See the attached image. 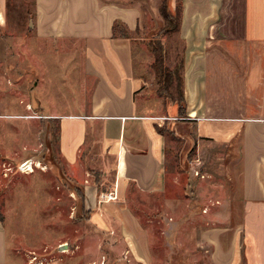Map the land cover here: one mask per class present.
<instances>
[{"label": "crops", "instance_id": "obj_1", "mask_svg": "<svg viewBox=\"0 0 264 264\" xmlns=\"http://www.w3.org/2000/svg\"><path fill=\"white\" fill-rule=\"evenodd\" d=\"M159 2L35 0L37 39L81 42L85 77L81 92L70 95L69 109L44 111V98L39 100L43 115L58 121V151L68 171L86 181L94 227L119 232L141 264L149 262L148 247L128 214V194L131 188L149 198L165 193L166 139L175 137L177 120L191 127L186 136L196 152L193 173L221 164V154L222 163L238 168L228 165L234 175L219 178L204 172L202 181L192 177L185 184L186 211L193 199L201 201L196 214L205 225L197 243L207 251L205 264H264V0H180L181 114L176 102L159 96L150 48H140L156 36L145 31ZM59 103L53 98L50 104ZM158 103L164 112H152ZM0 264H7L3 219Z\"/></svg>", "mask_w": 264, "mask_h": 264}, {"label": "rangeland", "instance_id": "obj_2", "mask_svg": "<svg viewBox=\"0 0 264 264\" xmlns=\"http://www.w3.org/2000/svg\"><path fill=\"white\" fill-rule=\"evenodd\" d=\"M161 2L158 14L155 17L151 14L154 21H147L145 34L158 36L165 53L164 62L172 68L180 59L182 43L174 30L165 32L173 24L168 27L164 22L159 12ZM166 3L174 15L180 0ZM2 8L0 219L7 234V264H141L130 254L119 232L94 227L85 206L86 181L80 182L68 171L58 151V121L43 115L52 109H69L70 95L83 89L82 43L38 40L32 20L35 0H5ZM144 16L148 18V13ZM148 38L140 48H148ZM146 55L151 63L153 54L146 52ZM153 91V95H159ZM42 98L44 111L38 102ZM53 98L60 103L50 104ZM164 111V104L152 105V112ZM177 122L176 132L172 130L175 137L166 139L165 193L149 198L131 188L126 200L128 214L136 222V232L140 235L142 230L143 244L148 247L147 264L207 262L205 247L197 243L198 231L205 225L196 214L201 201L193 199L192 211L187 212L184 187L192 177L202 181L204 172L219 178L234 175L232 169H238L234 162L222 163L225 154H221V164L214 165L213 161L207 169L198 167V172L193 173L190 160L196 157V152L186 136L191 127L182 128ZM164 126L170 130L169 124ZM26 159L33 165L23 171L20 163ZM64 243L68 249L58 250Z\"/></svg>", "mask_w": 264, "mask_h": 264}, {"label": "trees", "instance_id": "obj_3", "mask_svg": "<svg viewBox=\"0 0 264 264\" xmlns=\"http://www.w3.org/2000/svg\"><path fill=\"white\" fill-rule=\"evenodd\" d=\"M167 6L166 0H162L159 6V12L168 27L173 24L172 29H167L165 32L174 30L177 33L179 29V23L181 18V3L177 6L176 13L173 15ZM117 27V22L114 23L113 28ZM164 32V33H165ZM148 46L151 53L154 56V60L150 64V67L155 74V78L158 82V92L164 94L170 102H176L179 109V114L183 112L184 109V97H183V57L180 56L179 61L174 65V67H169L165 64V53L162 49V45L159 41L158 36L156 38H150L148 40ZM160 133L163 134L164 127L160 128L157 126ZM59 140V126L57 125V143Z\"/></svg>", "mask_w": 264, "mask_h": 264}, {"label": "built area", "instance_id": "obj_4", "mask_svg": "<svg viewBox=\"0 0 264 264\" xmlns=\"http://www.w3.org/2000/svg\"><path fill=\"white\" fill-rule=\"evenodd\" d=\"M32 165H33V162L31 160L26 159L25 161H23V162L20 163V169H22L24 171L29 166H30L29 169H31L32 168ZM195 172L197 173L198 171H195ZM106 198L107 199H111L112 198V195L110 194L107 197H105L104 199H106Z\"/></svg>", "mask_w": 264, "mask_h": 264}, {"label": "water", "instance_id": "obj_5", "mask_svg": "<svg viewBox=\"0 0 264 264\" xmlns=\"http://www.w3.org/2000/svg\"><path fill=\"white\" fill-rule=\"evenodd\" d=\"M68 249V244L64 243L58 246V250L62 251V250H66Z\"/></svg>", "mask_w": 264, "mask_h": 264}]
</instances>
